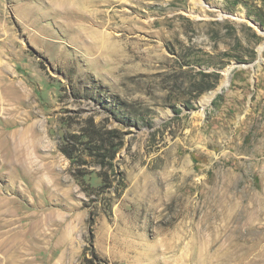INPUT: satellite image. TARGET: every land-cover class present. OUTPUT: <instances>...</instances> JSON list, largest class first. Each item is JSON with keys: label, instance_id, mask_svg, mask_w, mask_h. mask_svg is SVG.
Returning a JSON list of instances; mask_svg holds the SVG:
<instances>
[{"label": "rangeland", "instance_id": "obj_1", "mask_svg": "<svg viewBox=\"0 0 264 264\" xmlns=\"http://www.w3.org/2000/svg\"><path fill=\"white\" fill-rule=\"evenodd\" d=\"M41 2L0 0L9 107L42 125L49 180L0 162L13 218L45 222L31 264H264V0H112L82 35Z\"/></svg>", "mask_w": 264, "mask_h": 264}, {"label": "bare ground", "instance_id": "obj_2", "mask_svg": "<svg viewBox=\"0 0 264 264\" xmlns=\"http://www.w3.org/2000/svg\"><path fill=\"white\" fill-rule=\"evenodd\" d=\"M41 1L44 0H37L36 5L30 3L23 4L22 16L27 18L33 12L39 15H44L46 12L41 9L43 7V3ZM49 1L51 2V13L53 14L59 15V13L66 14L69 11H75V13L78 14L79 18L87 17L86 20L85 18L84 20L76 19L77 22L74 21V26H71V29L77 30L80 35H82V31H85V29L82 28V23L86 22L87 20L91 23H94L95 21L98 22L97 15L100 13H103L105 15L104 11L102 10V12L100 11V9L98 10V8L101 6H108L112 2V0ZM98 23L102 22L100 21ZM90 39L91 41H88V43L93 49L98 50L99 47H105L106 49V51L101 52V54L97 56L98 59L99 57L102 58L101 56H106L109 60L110 57L108 56H111V54L113 55V53L117 50V46L115 47L114 45L115 42L110 40L109 36L105 35L103 32H100L95 36H91ZM1 70L2 65H0V118L4 120V123H11L13 124V126L17 125V127L12 130H6L4 126L0 127V162L2 163V166H7V168L12 171L10 173V179L12 182H20L19 173L22 171L19 172L18 169L20 167L19 165L21 164L28 173H36V185H39L42 190L46 189V183H48L49 180L47 176L44 175V165H42L40 161L36 160L37 155L34 156L33 154V152L35 153L38 145H42L44 143L43 138L35 137L33 126L36 125L38 132L41 133L43 130L42 125L35 123L34 121H32V123H29V120H31V114H29V111L25 110L23 113L18 115L16 114V112L19 110V106H11V108L9 107L10 105H12V102H9L8 100H12L16 94L13 96L14 93L11 87V83H7L4 80V77H2L1 75ZM7 146L11 147L14 150L13 153H15V156H12L13 158L8 159H6V157L9 156H6V160L1 159L3 158L1 156L5 153V149ZM1 201L2 203H0V216L8 217L5 219L2 218L1 220L5 221L4 224L10 223V225L13 226L15 225V222H19V228H22V232L15 231L17 229V227L15 226L13 228H8L7 230L0 232V257L2 258V262L0 261V264H31V262L35 260V258H33V260L32 258H30V254L33 253L31 252V249L34 250V246L36 248L39 247V243L41 245L45 243V222L42 219H38L35 222H31L30 220L28 222H23V220L26 219L25 216L13 218L15 217V213L10 212V208L12 207L10 199H0V202ZM7 205H9L10 208ZM3 206L6 207L2 209L1 207ZM39 215L40 214H37V216ZM56 264H61V259L57 260Z\"/></svg>", "mask_w": 264, "mask_h": 264}, {"label": "trees", "instance_id": "obj_3", "mask_svg": "<svg viewBox=\"0 0 264 264\" xmlns=\"http://www.w3.org/2000/svg\"><path fill=\"white\" fill-rule=\"evenodd\" d=\"M90 245H91V248H93L91 243H90ZM92 251H93V250H92ZM92 256H94V255H93V252H92Z\"/></svg>", "mask_w": 264, "mask_h": 264}]
</instances>
